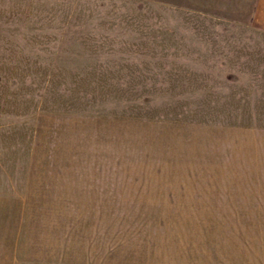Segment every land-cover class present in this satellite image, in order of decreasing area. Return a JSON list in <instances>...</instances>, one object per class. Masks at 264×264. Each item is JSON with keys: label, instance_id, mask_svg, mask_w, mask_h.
I'll use <instances>...</instances> for the list:
<instances>
[{"label": "rangeland", "instance_id": "obj_1", "mask_svg": "<svg viewBox=\"0 0 264 264\" xmlns=\"http://www.w3.org/2000/svg\"><path fill=\"white\" fill-rule=\"evenodd\" d=\"M256 0H0V264H264Z\"/></svg>", "mask_w": 264, "mask_h": 264}, {"label": "crops", "instance_id": "obj_2", "mask_svg": "<svg viewBox=\"0 0 264 264\" xmlns=\"http://www.w3.org/2000/svg\"><path fill=\"white\" fill-rule=\"evenodd\" d=\"M256 6L254 9V18L257 25L264 26V0H256Z\"/></svg>", "mask_w": 264, "mask_h": 264}]
</instances>
